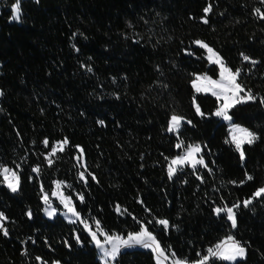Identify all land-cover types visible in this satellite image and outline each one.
Wrapping results in <instances>:
<instances>
[{
	"label": "trees",
	"instance_id": "trees-1",
	"mask_svg": "<svg viewBox=\"0 0 264 264\" xmlns=\"http://www.w3.org/2000/svg\"><path fill=\"white\" fill-rule=\"evenodd\" d=\"M14 3L0 0V165L20 183L11 193L0 174L8 231H0V264H101L81 224L43 217L41 191L55 181L80 219L99 221L106 234L143 225L167 254L188 262L231 235L246 249L234 264H264V195L243 204L264 187V19L256 12L264 13V0H20L21 19L10 21ZM196 41L239 70L236 82L255 97L229 109L257 137L242 146L243 160L213 115L217 99L192 88L197 75L218 71ZM172 114L185 120L176 134L166 131ZM192 144H200L203 166L169 178L168 160ZM236 204L233 228L214 210ZM153 258L131 249L115 264Z\"/></svg>",
	"mask_w": 264,
	"mask_h": 264
},
{
	"label": "snow or ice",
	"instance_id": "snow-or-ice-1",
	"mask_svg": "<svg viewBox=\"0 0 264 264\" xmlns=\"http://www.w3.org/2000/svg\"><path fill=\"white\" fill-rule=\"evenodd\" d=\"M204 13H208L211 11V6L204 8ZM257 14L261 16L262 19H264V13H261L259 9L256 10ZM12 19L19 21L21 19V8H20V0H16V3L12 5ZM205 23H207V20H204ZM196 44H198L200 47L206 49L208 53V60L210 63H215L220 66V81H214L211 80L209 77H196L197 80H207L208 83L212 86L219 87L222 91L220 93L213 91L212 94L216 95L218 99H220L222 96L225 100V102L220 106V108L216 111L215 115L222 116L225 120H231V117L228 115V109L230 107L234 106V103H240L242 102V99L239 97V93L244 91V89L241 87L240 84L236 82L237 77L240 75L239 70H236L233 72L231 69L227 68L224 63L222 57L214 51L211 47H209L207 44H205L202 41H196ZM243 59L245 61L250 60V57L247 55L243 56ZM253 64L256 63V61H251ZM91 71V69H89ZM194 87H197L194 82ZM211 90L210 88H200L197 87V91H208ZM228 93H231V96L228 95ZM2 94V93H0ZM247 100L255 99L254 96H252L251 91L249 90L247 96ZM232 101V102H229ZM264 102V100H262ZM197 112L200 113L199 106H197ZM203 115V113H200ZM182 117L173 115L169 122L168 131H175L179 128ZM102 124L103 121H100ZM190 123V121H189ZM257 139L255 134L251 131H249L246 128H241L239 126H233L232 128V135L231 140L226 141L230 143H234L237 151L240 153L241 160L244 159V151L242 148V145L244 143L252 144ZM68 143L67 138H65L62 142H57V146L53 147L51 152L49 153V157L54 156L56 152L63 151L64 145ZM43 144L47 147L49 144V141L47 138L43 141ZM182 144H178L177 147H181ZM201 151L199 145H189L186 149L185 155L178 156L176 159L171 160L168 168V175L169 178H171L175 172H176V165H183L184 163H191L193 167H195L196 164H204V160L201 157L200 159H196L195 156L197 153ZM83 150L81 149V153ZM48 163L51 165L53 163L52 159L48 158ZM206 166V165H205ZM34 172H39V168H34ZM0 174H3L4 180L7 184V187L12 192H17L19 190V183H20V177L19 175L12 171L11 169L4 167L0 165ZM81 179L84 178V174L81 173ZM95 179V177H93ZM248 180H251L252 177L248 176ZM235 183V182H233ZM241 183H244V181H241ZM61 185V182H57V187L59 188ZM261 195H264V187L259 188L254 194L252 199L245 200L243 202L244 207H248L252 203V200L260 197ZM81 201H83V196L80 197ZM45 202L47 203V196L44 197ZM65 203V207L68 208V211L71 212L74 216L79 219V214L75 211V208L71 206V202L69 199H65L62 201ZM240 205L236 204L233 205V207H227L224 206L222 208H216L214 211L217 215H220L221 213L227 214V219L231 221V226L235 228L237 226V220H236V213L234 212V208H239ZM54 211L48 212L49 216H52L54 214ZM117 211H119V206H117ZM29 217H31V211L27 213ZM6 217L3 213H0V221L5 220ZM75 223V221H70ZM84 223V226L86 229H89V225L85 221H81ZM96 228L97 231H99L102 235H104V243L102 244L100 240L97 239V232H92L90 229V235L92 236V240L95 242L96 247L101 250L102 252V259L104 261V264H110V261H115L116 257L120 254L121 248H128L132 247L134 245H140L144 248L151 249L154 253L157 254V264H160V257L164 256V250L161 249L160 243L157 241L156 237L152 235V233L147 229V227L141 226L140 231L136 233H129L127 238H123L119 235H108L103 232V230L100 228L99 221H96ZM157 223L163 225L165 229L169 227V222L165 219H160L157 221ZM0 231H3V234L5 236L8 235V231L6 228H4V225L2 222H0ZM77 242H79V237H76ZM104 244L111 245V248H105ZM173 264H186L185 260L175 259V253H172ZM246 256V249L243 247L239 241L235 240L233 236H228L226 240L221 241L220 243L216 244L214 247H209L207 249V254L203 255L200 260L195 262V264H208L210 258H217L224 261H236L237 258H244ZM39 259V257L37 258Z\"/></svg>",
	"mask_w": 264,
	"mask_h": 264
},
{
	"label": "rangeland",
	"instance_id": "rangeland-1",
	"mask_svg": "<svg viewBox=\"0 0 264 264\" xmlns=\"http://www.w3.org/2000/svg\"><path fill=\"white\" fill-rule=\"evenodd\" d=\"M12 15H13V13H12V6H11V16H10V21H14L13 19H12ZM198 45V44H197ZM199 46V45H198ZM200 47V46H199ZM204 49V48H203ZM204 51H205V57H206V59L208 60V53H207V51H206V49H204ZM208 62H209V60H208ZM210 64H215V63H210ZM216 66H217V69H218V71H217V76L216 77H213V76H211V75H208V74H200V75H197L196 77H209L211 80H214V81H220V79H221V76H220V66L218 65V64H215ZM196 77L192 80V82H191V85H192V88H193V90L195 91V93H199V94H207V95H210V96H212V97H214V99H217V101H218V105H217V108L215 109V111H213L214 113H213V115L216 117V118H218L221 122H224L225 124H226V126H227V129H228V140L230 141L231 140V135H232V128H233V126H239V127H241V128H245V127H243V126H241V125H239V124H235V123H233L232 122V120H225L222 116H217V115H215V113H216V111L220 108V106L225 102V100H224V98H223V96L220 98V99H218L217 98V96L216 95H213L212 94V92L213 91H216V92H218V93H220L222 90L219 88V87H215V86H212V85H210L209 83H208V81L207 80H203V79H201V80H197L196 79ZM194 82H195V84H196V86L197 87H200V88H210L211 90H208V91H197V87H194ZM228 95L229 96H231V93H228ZM246 96H247V93H244L243 91L242 92H240L239 93V97L242 99V102H240V103H244V102H247V101H250V100H247L246 99ZM229 102H232V101H229ZM240 103H234V105H236V104H240ZM231 108V107H230ZM229 108V109H230ZM229 109H228V115H229ZM172 116H173V114H172ZM171 116V117H172ZM177 116V115H176ZM230 116V115H229ZM171 117L169 118V121H168V125H167V129H166V131H167V133L168 134H176V132L178 131V129L180 128V126H181V124L185 121L184 119H182V121H181V124H180V126H179V128L177 129V130H175V131H168V127H169V122H170V119H171ZM180 117V116H179ZM233 146H234V148H235V150L237 151V149H236V147H235V144L234 143H231ZM244 144H248V143H244ZM243 144V145H244ZM192 145H199L200 146V144H192ZM242 145V146H243ZM188 147V146H187ZM187 147L186 148H184L182 151H180V152H178L175 156H173L172 158H170L169 160H168V164H167V175H168V168H169V164H170V162H171V160H173V159H176L178 156H183V155H185V152H186V149H187ZM200 149H201V151H202V148H201V146H200ZM201 151L199 152V153H197L196 154V156H195V158L196 159H200L201 158ZM238 153H239V151H237ZM239 155H240V153H239ZM188 165V167L189 168H197V167H202L203 166V164H196L195 165V167H193L192 166V164L191 163H184L183 165H176L175 167H176V170L178 169V168H181V167H184V166H187ZM9 169H11V168H9ZM12 171H14V172H16L15 170H13V169H11ZM17 173V172H16ZM169 176V175H168ZM1 177H2V184L11 192V193H16V192H12L8 187H7V184H6V182H5V180H4V176H3V174H1ZM57 182H59V181H57ZM57 182L55 181L54 183H53V185H52V189L50 190V192H47V191H44V190H42L41 191V203H42V215H43V217L45 218V219H47V220H52V219H54L56 216H60L61 218H63V219H65L67 222H70V221H75V223H79V224H81L82 225V227L84 228V230H85V232L87 233L86 235H88L89 237H90V240H91V243H92V245L95 247V249H96V253H97V258H98V260L100 261V263L101 264H104V261H103V259H102V252H101V250L100 249H98L97 247H96V244H95V242L92 240V236L90 235V231H89V229L92 231V232H97V239L98 240H100L101 241V243L103 244L104 243V235H102L99 231H97V228L96 227H91L90 225H89V229H86L85 228V226H84V223H82L81 221V219H80V217H79V219H77V217L76 216H74L71 212H69L68 211V208H66L65 207V203L64 202H62V201H64L66 198L67 199H69L70 200V202H71V206L72 207H74V203H73V200H72V198H71V196L69 197L67 194H65V192H64V190H63V187H62V184L60 185V187L58 188L57 187ZM45 196H47V198H48V200H47V203L45 202V200H44V197ZM75 208V207H74ZM216 209V208H215ZM53 210H55L54 211V214L52 215V216H49L48 215V212H50V211H53ZM76 211V210H75ZM215 214H216V212H215ZM225 215H226V217H227V214L226 213H224ZM228 220V219H227ZM229 221V220H228ZM230 223H231V221H229ZM71 223H73V222H71ZM140 231V230H139ZM134 233H136V232H134ZM128 234L129 233H127L126 235H123V234H108V235H119V236H121V237H123V238H127V236H128ZM226 240V239H225ZM224 241V240H223ZM220 243V242H219ZM104 247L105 248H108V249H110L111 248V245H108V244H104ZM244 247V246H243ZM143 249V250H149V251H151L152 252V254H153V256H154V260H155V262H156V264H157V254L156 253H154L151 249H148V248H144V247H142V246H140V245H134V246H132V247H128V248H121V251H125V250H131V249ZM162 249V248H161ZM120 251V252H121ZM117 258V257H116ZM245 258V257H244ZM244 258H237V260L236 261H238V260H242V259H244ZM173 259H174V257L171 255V254H167L165 251H164V256L163 257H160V264H173ZM175 259H177V258H175ZM179 259V258H178ZM224 261V260H223ZM236 261H224V262H226V263H228V264H234ZM195 262H197V261H195ZM195 262H188V261H186V264H195ZM54 264H59V263H54ZM110 264H115V261H110Z\"/></svg>",
	"mask_w": 264,
	"mask_h": 264
}]
</instances>
